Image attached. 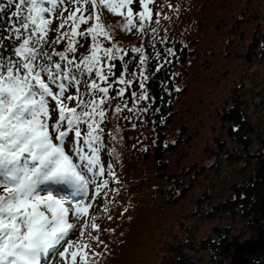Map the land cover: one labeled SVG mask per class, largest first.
<instances>
[{"label": "snow or ice", "instance_id": "1", "mask_svg": "<svg viewBox=\"0 0 264 264\" xmlns=\"http://www.w3.org/2000/svg\"><path fill=\"white\" fill-rule=\"evenodd\" d=\"M132 3L133 0H18L15 3L16 10L7 29L12 35L7 39H15L16 44H6L4 34L0 33V52L8 49L0 55V264H42V257L59 251L60 247H64L59 257L61 264H65L69 251L65 241L76 228L73 221L87 213L109 184L108 179L98 182L96 178L106 174L117 179L113 165L105 166L102 160L104 129L101 125L107 115L105 105L111 99L110 89L120 84L124 87L118 89L117 96L122 103L116 105V115L127 110L139 116L149 110L139 107V102L150 99L146 89L150 77L144 67L150 57L144 55L143 45L130 50L137 54L139 61L140 91L132 92L133 105L129 107L124 96L136 74L133 73L134 80L125 78L128 65L124 61L128 53L107 30L114 26L100 22L97 8L98 4L103 5L115 13ZM146 3L147 0H140L142 11L137 13L141 32L145 20H151ZM70 4L77 6L66 18L73 22L71 33H61L53 43L59 44L69 35L72 39L64 50L45 51L46 30L52 23L45 14L51 15L64 5L60 12L63 20ZM81 5H90L91 15L85 16L88 9ZM77 12L80 13L78 20ZM160 15L158 12L157 24ZM124 20V31L136 27L131 7ZM89 21H92L89 27L78 31L80 25ZM63 26L62 22L56 31L59 33ZM157 31V28L151 29L153 40ZM76 37L91 39L87 54L77 56V46L82 45ZM105 42H111V46L102 48ZM167 53L174 54L171 48ZM54 56L58 61L53 60ZM155 56L160 58L161 53L157 51ZM116 61L122 62L124 69L119 78L114 76ZM162 67L163 64L156 71ZM82 83L87 86L86 93L80 91ZM71 89H75L74 93L68 94ZM68 101H74L75 106L70 107ZM53 114L56 119L50 123ZM91 227L96 229L97 225L92 223ZM92 239L103 244L98 236ZM73 243L67 240L68 246ZM77 254V251L71 253L73 264ZM80 260L84 264L83 254Z\"/></svg>", "mask_w": 264, "mask_h": 264}, {"label": "trees", "instance_id": "2", "mask_svg": "<svg viewBox=\"0 0 264 264\" xmlns=\"http://www.w3.org/2000/svg\"><path fill=\"white\" fill-rule=\"evenodd\" d=\"M240 1L173 0L171 4L169 3L170 0H167L172 9L166 13L168 17V19H164L166 23L159 24L161 23L159 22L157 24L154 22L150 26L145 25L143 32L139 28H131L127 32L124 31V16L126 15L120 9H117L115 13L109 12L107 7L98 4L97 11L100 13V22L105 26H114L107 30L113 40L128 53L124 61L128 65L127 73L125 74L126 79L134 80L133 73L136 74L133 85L126 87L124 96V100L127 101L129 107L133 105L132 92L140 91L138 87L139 74L137 72L139 61L137 54L132 53L130 50L133 47L138 48L143 45L145 47L144 55L150 57L148 64L144 65L147 68L146 74L150 77L146 82V89L150 99L139 102V107H146L149 110L140 113L139 116L131 114L127 110L116 115L115 107L117 104L122 103L121 98L117 96V91L124 85L116 84L110 89L109 96L111 99L105 105L107 115L101 125L104 129L102 160L105 166L108 164L113 165L117 179H111L106 174L96 178L98 182L102 179H108L109 184L102 189L98 197L99 199L101 198L102 202H98L96 214L92 212L86 217H82L84 219L83 225L85 221L95 219L97 228L93 229L91 227L92 222L84 230L90 226L93 231V237L98 236L99 241H103V244L93 240V237L90 240V237L87 238L86 236L89 244L87 243V248L84 251H78L72 245L68 246L69 251L66 254L68 262L65 264H73L72 251H77L78 253L75 264H81V254L85 257L84 264H118L130 245L133 244L136 227L142 217L146 218L148 213L159 214L165 205H177L188 195L192 187L195 186V182L199 181L201 175H205L208 169L214 170L215 166L213 164H210L205 169L202 165L198 167L194 162L184 168H174L172 163H170L169 155L178 149V141L180 139H171L168 137L167 131L173 123L174 114L179 112L177 106L180 95L184 94L186 90V82L189 79L188 65L191 63L192 67L197 61L195 58V46L199 40L206 39V43L210 47L208 49H199V51L208 52L211 50L213 52L215 48H218L221 50V54L228 56L229 49L227 48L226 50V46L229 41V31L234 33L232 30L240 24L241 17L244 18V14L241 15L239 11L235 13L236 3ZM17 2L18 0H0V5L4 6L0 8V33L4 34L6 44H16L15 39H7L12 35L7 29L12 21V12L16 10L15 3ZM227 6L231 7L232 16H234L233 18L231 16L230 24L222 23L224 17H221V20L217 18L218 11L222 7ZM84 7L88 9L84 15H91V6L84 5ZM70 11L73 12L76 9L71 7ZM121 12L124 14L123 16L119 14ZM103 13L104 17H102ZM79 15L80 13L77 12V19ZM210 15L213 19L220 21L225 27L224 35L220 37L212 35V31L216 27L214 24L210 25L208 21L207 24L202 26L201 17L203 16L208 20ZM118 19L121 21L119 22ZM91 23L92 21H89L88 24L80 25L78 31H83ZM71 27L64 24L60 28L57 37L61 33H71ZM152 28H157L158 30L155 40L151 36ZM208 30L209 33H207ZM252 30L247 49L245 50V57L249 61L254 57V60L259 62L264 59V34L259 36L257 29ZM245 32L248 33L249 31L247 32L246 29ZM240 34L238 33V36ZM57 37L51 38L47 36L48 43L44 46L45 51L51 52L53 49L57 51L64 50L68 46L69 40L72 39L69 35L59 44H54L53 41ZM219 38H221L220 42H218ZM76 39L82 45L77 46V56L87 54L92 43L91 39L84 40L80 37H76ZM161 40L164 42L161 43ZM153 43L155 46H153ZM110 46L111 42L102 44V48ZM169 48L173 50L174 54L170 55L167 53ZM7 51L8 49L5 48L4 52H0V55H4ZM157 51L161 53L160 58L155 56ZM251 54L254 56H251ZM192 58L193 61L191 62ZM58 59V57H53L54 61H58ZM115 63L114 76L119 78L124 69L122 62L116 61ZM161 64H163L161 70L156 71ZM82 79H86V77H82ZM79 87L81 92H87L85 83H82ZM177 88L179 91L176 90ZM74 91L75 89H71L69 94H73ZM235 93L237 94L238 92L235 91ZM241 104L237 102L229 108H223L221 112L218 111L219 121L221 124H227L225 134L235 138L238 144L246 145L248 143L250 148H254L257 141L256 138L250 134L244 138L245 135L242 132V128L246 124V118L241 109ZM70 105L75 106V102L70 101ZM130 116L131 119H127ZM118 120H121V124L118 123ZM133 124H135V127H133ZM126 127H131L129 131L134 135H140L134 136V140H131L129 145L124 137ZM217 147L221 149L219 150L220 155L217 152L212 153L217 155L214 161L217 165L215 175L207 180V187L195 198L196 201L194 203H196L197 208L195 216L201 221L215 220L219 216H226L231 219L238 218L244 222L246 230H249L250 234H252L255 231L256 224H258L255 220H257L259 215L260 193L264 189V174L258 173L260 164L254 166L246 181L242 180L241 171L234 172L232 177L229 178V167L232 166V163L239 161L240 157L233 153L231 154L230 150L225 149L221 145L220 140L216 141V149ZM172 171L177 172L173 173ZM256 173H258L257 177ZM191 178L192 180H190ZM198 184H196L195 188L199 189ZM113 190L118 194L117 201L108 199ZM105 193H107V197L104 201L102 197ZM105 205H107V208L104 207ZM78 227L77 231L81 232L82 222H79ZM192 229L191 225L186 226L185 229V232L190 234V239L185 238L170 244L171 259L169 261L173 262V264H201L200 256H196V258L195 255L204 252L209 255V259L214 264H226L221 257L217 256H219V250L225 242V239H221V237L227 238L231 234L230 228L228 226H215L212 228L214 233L220 237V242L210 236L193 239L192 237L195 236V233ZM94 253H99L100 255H94ZM249 262L250 264H264V251L251 255Z\"/></svg>", "mask_w": 264, "mask_h": 264}, {"label": "rangeland", "instance_id": "3", "mask_svg": "<svg viewBox=\"0 0 264 264\" xmlns=\"http://www.w3.org/2000/svg\"><path fill=\"white\" fill-rule=\"evenodd\" d=\"M169 3L172 4L173 0H170ZM169 3L167 0H147L145 7L151 10V20L146 19L144 24L150 26L156 22L158 12L161 13L159 17V22L161 23L159 24L166 23L163 17L172 9ZM81 6L84 7V5ZM64 7V5L59 6L51 15L45 14L46 18L52 20L46 30V37H57L56 28L62 22L72 26L73 22L66 18L71 12L70 8L74 7L76 9L77 6L68 5L67 11L63 13L64 19L62 20L60 12ZM129 7L133 10V24L136 26L132 29L139 28L141 21L137 13L142 11L140 0H133L131 5L126 4L119 9L127 16ZM230 8V6L222 7L218 11L217 18L221 20V17H224V20H222L224 24H228L233 15ZM235 8V13L239 11L241 15L244 14V18L238 15L241 17V25L239 24L232 30L234 33L229 31V41L226 46V50L227 48L229 49L228 56L221 54V50L218 48H213V52L211 50L208 52L199 51V49H208L210 47L206 43V39L199 40L195 46V58L197 61L192 67L191 63L188 65L189 79L186 82V90L184 94L180 95L177 106L179 112L174 114L173 123L167 131L168 137L171 139H180L178 141V149L169 155L170 163H172L174 168H184L194 162L198 167L202 165L205 169L210 164H213L215 166L214 170L208 169L205 175H201L199 181L195 182V186L199 183V189L193 186L188 195L177 205H165L159 214L148 213L146 218L142 217L143 219L141 218L138 221L139 225L137 224L138 226L136 227L133 244L131 241L132 245H130L126 254L123 257L121 256V259L119 258L118 264H173V262L169 261L171 259L170 244L178 240L191 238L190 234L185 232L188 225H191V229L194 227L192 229L195 233V236L192 237L193 239L210 236L212 239L219 241L220 237L212 230L215 226H228L230 228L231 234L225 240L232 239V236H234L238 241H241L251 235L250 231L246 230L244 222L238 218L231 219L226 216H219L215 220L201 221L195 216L197 208L196 203H194L196 201L195 198L207 187V180L215 175L217 165L214 161L217 155L212 153L217 152L220 155L219 150H221L218 147L216 149V141L220 140L221 145L236 156L241 153V146L236 139L225 134L227 124L220 123L218 111H222L223 108H229V106L237 102H240V104L242 102L244 115L251 125L264 122V59L257 62L254 57L250 61L245 57V50L252 34L251 30L257 29L259 36L264 34V0H241L236 3ZM102 17H104V13ZM201 18L202 26L207 24L208 21L210 25L214 24L216 27L212 31V35L219 37L224 35L225 27L220 21L213 19L211 15L208 20L203 16ZM118 21L120 22L121 20L118 19ZM246 29L247 32L249 31L248 33L245 32ZM207 33H209V30ZM238 33H241L240 36H238ZM220 40L221 38L218 39V42ZM251 56L254 55L251 54ZM192 61L193 58L191 59ZM235 91L238 93L236 94ZM67 103L72 107L70 101ZM52 105H54V102H52ZM55 119L56 115L53 114V119L50 123L54 122ZM118 123L121 124V120H118ZM129 130H131V127H126L124 133L128 145L131 140H134V136H140L134 135ZM241 168V162L232 163V166L229 167V178L232 177L234 172L240 171ZM177 171L172 172L176 173ZM91 191L92 188L90 187ZM117 196V192L113 190L108 199L117 201ZM106 197L104 195L102 199L105 201ZM100 199L97 198L92 202L93 206L79 220L73 221L76 224V228L67 237V240L74 241L75 243L72 246H75L78 251H84L87 248L89 243L86 240V236L87 238L90 237V240L93 237V231L90 226L86 230L84 228L89 223H95V219H93L85 221L83 225L84 219L82 217H86L92 212L96 214L98 202H102ZM79 222H82L83 232L81 230V232L77 231ZM67 240L65 244H67ZM59 251H64V247H60ZM59 251H54L46 264H61ZM196 256H200L201 264H214L209 259V255L204 252L197 253ZM217 257H221L225 263L229 261V257H225L224 254ZM67 262L68 260L65 258V263Z\"/></svg>", "mask_w": 264, "mask_h": 264}, {"label": "flooded vegetation", "instance_id": "4", "mask_svg": "<svg viewBox=\"0 0 264 264\" xmlns=\"http://www.w3.org/2000/svg\"><path fill=\"white\" fill-rule=\"evenodd\" d=\"M245 126L242 128V132L244 133V138L248 136V134L254 136L256 138V144L254 145V148L249 147V144H240L241 146V153L237 154V157H240L238 162L242 163V168L240 169L242 180L246 181L251 174V170L253 171L254 166L260 164L258 168V173L264 174V122L257 123L256 125H251L247 119H245ZM260 162V163H259ZM258 173H256V177L258 176ZM256 180V179H255ZM264 194V189L260 193V200ZM260 214V211H259ZM259 216V215H258ZM257 225H260V228L264 229V217H258ZM257 234V230L255 227V231L252 232V234L249 237H252L253 235ZM225 239V237H221V239ZM244 239V238H243ZM230 240L226 239L225 241ZM220 242V239L219 241ZM251 256V255H250Z\"/></svg>", "mask_w": 264, "mask_h": 264}, {"label": "water", "instance_id": "5", "mask_svg": "<svg viewBox=\"0 0 264 264\" xmlns=\"http://www.w3.org/2000/svg\"><path fill=\"white\" fill-rule=\"evenodd\" d=\"M260 214L264 217V194L259 204ZM257 234L253 238L244 239L241 242L237 239L223 244L219 254L231 253L229 264H250L249 255L262 253L264 251V229L260 225L256 226ZM232 246V249L230 248Z\"/></svg>", "mask_w": 264, "mask_h": 264}]
</instances>
